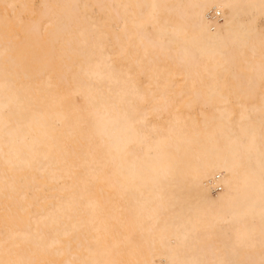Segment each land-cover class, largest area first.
I'll return each mask as SVG.
<instances>
[{"label":"bare ground","instance_id":"1","mask_svg":"<svg viewBox=\"0 0 264 264\" xmlns=\"http://www.w3.org/2000/svg\"><path fill=\"white\" fill-rule=\"evenodd\" d=\"M85 1L81 9L83 0H54L53 16L46 8L31 22L27 0H0V165L11 172L0 168V195L8 187L22 202L15 175L23 168L44 178L30 175L34 187L49 189L79 164L81 183L56 185L68 186L64 205L42 207L40 226L63 235L78 229L67 211L86 214L102 244L90 264H264V122L251 114L264 115V96L236 107L264 82V29L253 33L264 0ZM92 6L111 15L91 20ZM18 44L26 56L9 61ZM129 46L152 88L129 70ZM69 55L77 60L72 94H41L67 81ZM33 70L43 77L36 88L25 85ZM183 92L191 94L173 105ZM59 133L82 148L78 159L66 161L72 153L56 144ZM25 234L11 232L8 245ZM10 253L0 264H23Z\"/></svg>","mask_w":264,"mask_h":264},{"label":"rangeland","instance_id":"2","mask_svg":"<svg viewBox=\"0 0 264 264\" xmlns=\"http://www.w3.org/2000/svg\"><path fill=\"white\" fill-rule=\"evenodd\" d=\"M84 3L82 4V8H86L85 0H83ZM28 6L30 10L24 14V18H31L29 21L34 22L38 20V17H40L41 13L46 9L49 8V16L54 15L55 11V4L54 0H27ZM88 8V7H87ZM2 9V10H1ZM96 9V10H95ZM88 12V15L91 16V20H93L94 17H108L111 15L110 12L104 13L100 11V9L97 6H92V9H86ZM0 14H4V6L0 5ZM8 16L11 15L10 7H7V13ZM48 15L41 16L40 18V30H35V34H43L45 32L46 27L48 26ZM246 16L240 17L237 19V22L244 21ZM26 21V19H25ZM254 31L253 33H258L262 29H264V18L259 17L253 22ZM97 31L101 30V28H96ZM16 38L22 39L23 32L18 33V31H15ZM71 35L73 38L77 37V33L72 31ZM43 35L39 36L42 37ZM6 36L3 33H0V42L6 43ZM40 39V38H39ZM17 41V40H16ZM18 42V41H17ZM248 54L251 55L252 53L248 51ZM15 54H19L21 56H26L25 52L22 50V44L16 45L15 49L10 53L11 59L9 61L13 60V56ZM258 53L252 54V56L255 58ZM135 55V52L133 50L132 46H129V70L132 72L133 77L136 79V81L142 85L144 89L152 88V84L148 77L145 74L139 73V70L136 67V63L133 61V56ZM76 62L77 60L73 58V56H68L65 59V63L61 67L62 74L65 78H67V81L65 80L62 83L56 84L52 83L51 88L47 92H43L41 94L48 95V96H54V95H61L63 94H72V88L74 87V83L71 82L73 78V74L76 72ZM240 62H238L239 64ZM162 65H167V62H161ZM33 76H31L27 82H25L26 86L31 87H38L42 82V74L36 72V70H33ZM22 80H25L23 78V75L20 76ZM177 83V86L181 85L182 81ZM220 82L222 84H225V80L223 78L220 79ZM220 83V84H221ZM257 96L254 98H243L240 97L237 99L236 107L238 108H248L253 104H260V97L264 96V82L257 83ZM38 89L33 91L32 94H36ZM190 92H183L181 95L176 97V101L173 102L174 104L180 105L182 102H184L189 96ZM219 105L223 106V103H218ZM172 105V106H173ZM172 111H178L181 112L180 108H174L170 109ZM191 112H198L196 110H193ZM253 118L256 121H262L264 122V115L262 113H251ZM197 115V114H196ZM199 116V115H197ZM53 124L56 126V128L59 130L61 129V123L54 118ZM37 129V128H34ZM56 141V144L60 147V150H67L70 151L72 156H66V161H69L71 159H78L80 157L82 148L81 147H72L69 148L67 144V139L65 134L59 133L57 136L53 138ZM1 162V161H0ZM5 168L7 171H4L6 176H11V172L8 169L6 164H1L0 168ZM25 174H21L17 172V178H16V185L18 187L24 188L25 192V198L20 201H16V199L10 194L11 191L8 189V187H4L2 189V192H4V195H0V256L4 255L7 252V248L11 250V255L14 256L16 259L21 256V263L23 264H61V262L65 260H69L72 263L75 264H90L93 262L98 256V246L101 244V242H97L95 237L94 231H92L90 228H88V224L86 223V214H83V217L78 214L77 212L72 211L70 209L67 211L72 221L75 222L76 225H78L77 231H73L72 228H69L67 233L60 235L57 232H54V229L51 226H40L41 221L44 220V216H46V211L40 210L43 208H52L56 207V205L62 206L64 205V200L66 198V195L69 191L68 186H63L62 188H56V185L58 184H64L75 182L77 184H80V179L84 178V173L82 171V168L79 164H76L73 168L70 170V178H60L55 184V187L52 185L49 189L41 187L36 188L34 187L30 181L29 177L30 175H35V177H38L40 181L44 180L43 177H39L37 170L35 168L26 167L22 169ZM23 173V172H22ZM2 174V173H1ZM51 184V183H50ZM95 191L96 188H93ZM219 191V189L214 190ZM213 191V192H214ZM16 197V196H15ZM21 199V197H20ZM15 202V203H12ZM76 209H79V207H82L83 205L78 203L75 205ZM37 210V211H36ZM98 221H100V218H97ZM59 221H62V219H59ZM29 223L30 225H26ZM43 227V228H40ZM25 231L27 238H30L27 241H21V238L15 237V240L17 244L15 245H8V239L7 237L10 235L11 232H19V231ZM37 234V235H36ZM74 234L76 235L74 237ZM36 235V236H35ZM94 236V237H93ZM52 238H56L55 243H48L52 240ZM99 241V240H98ZM39 244H38V243ZM102 245V244H101ZM116 255V254H115ZM117 256V255H116ZM156 262L163 263V258L160 259H154V261L151 262V264H155Z\"/></svg>","mask_w":264,"mask_h":264}]
</instances>
